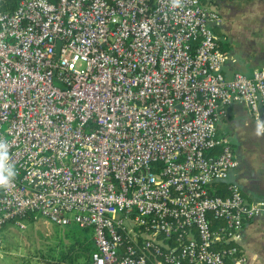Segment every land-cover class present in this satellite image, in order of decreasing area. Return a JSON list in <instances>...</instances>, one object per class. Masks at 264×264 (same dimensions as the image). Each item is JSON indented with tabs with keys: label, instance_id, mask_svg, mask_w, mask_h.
<instances>
[{
	"label": "built area",
	"instance_id": "obj_1",
	"mask_svg": "<svg viewBox=\"0 0 264 264\" xmlns=\"http://www.w3.org/2000/svg\"><path fill=\"white\" fill-rule=\"evenodd\" d=\"M219 20L210 0L0 11V151L15 173L0 231L38 214L91 227V264H244L242 229L264 200L230 180L238 159L218 123L234 102L259 117L264 67L225 76Z\"/></svg>",
	"mask_w": 264,
	"mask_h": 264
},
{
	"label": "crops",
	"instance_id": "obj_2",
	"mask_svg": "<svg viewBox=\"0 0 264 264\" xmlns=\"http://www.w3.org/2000/svg\"><path fill=\"white\" fill-rule=\"evenodd\" d=\"M261 1L264 6V0ZM210 3L220 13V20L214 23L213 28L226 54L225 76L230 78L236 72L250 76L255 69L263 68L264 8L242 9L240 3L243 5L244 1L240 0H210ZM230 12L254 18L256 25L253 31H249L248 44L233 36L227 18ZM255 15L261 19H255ZM258 120L264 121V106L259 108V117L256 118L246 103L234 102L228 106L226 114L218 123V134L230 140L238 159V165L230 172V180L241 185L244 197L249 202L264 200V136L255 134ZM240 247L246 257L244 264H264V210L245 222ZM0 261L5 263L1 253Z\"/></svg>",
	"mask_w": 264,
	"mask_h": 264
},
{
	"label": "rangeland",
	"instance_id": "obj_3",
	"mask_svg": "<svg viewBox=\"0 0 264 264\" xmlns=\"http://www.w3.org/2000/svg\"><path fill=\"white\" fill-rule=\"evenodd\" d=\"M244 1L240 3L242 9L257 10L262 9L263 2L261 0ZM231 11V10H230ZM231 25L233 36L241 39L243 43L248 44L249 31L256 25L254 18L243 13H229L227 17ZM255 19H261L255 15ZM26 224L25 228H20L16 223L8 222L0 231L3 239V247L0 250L5 263L0 264H59L52 260L49 256L51 247L57 245V235H62L64 231L58 232V226L50 222L47 218L39 216L31 221L28 218L22 219ZM64 227V226H60ZM78 264H91L83 258L78 260Z\"/></svg>",
	"mask_w": 264,
	"mask_h": 264
},
{
	"label": "trees",
	"instance_id": "obj_4",
	"mask_svg": "<svg viewBox=\"0 0 264 264\" xmlns=\"http://www.w3.org/2000/svg\"><path fill=\"white\" fill-rule=\"evenodd\" d=\"M18 0H0V11H12L17 6ZM26 218L31 221L33 216ZM9 222L15 223V219ZM64 231L62 235H57V245L51 247L50 258L59 264H78V260L83 258L91 261V255L96 249L93 230L91 227H80L70 224L64 227L58 226V232Z\"/></svg>",
	"mask_w": 264,
	"mask_h": 264
},
{
	"label": "clouds",
	"instance_id": "obj_5",
	"mask_svg": "<svg viewBox=\"0 0 264 264\" xmlns=\"http://www.w3.org/2000/svg\"><path fill=\"white\" fill-rule=\"evenodd\" d=\"M172 8L182 6V0H171ZM255 134L257 136H264V121L258 120L255 126ZM3 145H0L2 148ZM7 158V153L0 151V187H7L10 182V177H14L15 173H12L4 167L3 161ZM7 173V174H6Z\"/></svg>",
	"mask_w": 264,
	"mask_h": 264
},
{
	"label": "water",
	"instance_id": "obj_6",
	"mask_svg": "<svg viewBox=\"0 0 264 264\" xmlns=\"http://www.w3.org/2000/svg\"><path fill=\"white\" fill-rule=\"evenodd\" d=\"M59 48H60V41H58V45H57V49H56L57 54L59 53Z\"/></svg>",
	"mask_w": 264,
	"mask_h": 264
}]
</instances>
